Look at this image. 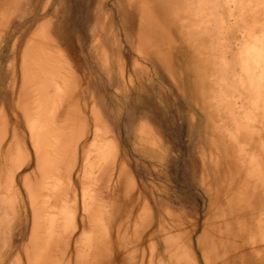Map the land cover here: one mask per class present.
Here are the masks:
<instances>
[{"label": "rangeland", "instance_id": "1", "mask_svg": "<svg viewBox=\"0 0 264 264\" xmlns=\"http://www.w3.org/2000/svg\"><path fill=\"white\" fill-rule=\"evenodd\" d=\"M11 1L0 0V32L4 30L0 33V105L7 67L12 61L14 66L21 61L25 38L38 23L48 21L51 32L54 21L61 18L55 32L68 36L73 47L66 49L62 42L59 46L72 64L80 61L86 75L83 93L79 90L73 98L79 113L70 140L73 153L57 172L56 191L65 182L70 186L71 214L66 218L65 238L59 239L60 249L52 246L54 253L49 257L54 264H86L80 251L84 241L76 239L92 225L85 217L83 202L90 176L85 164L90 160L96 161L92 163L91 190L103 209L107 264H133L134 257L140 263L143 258L144 264H173L163 251L160 229L149 241L153 246L144 242L147 254L135 253L134 187L142 189L144 198L160 196L172 201L173 208L202 217L210 200L198 179L201 176L211 185L215 173L212 164L216 161L223 164L224 179L219 184L221 188L224 184L225 195L231 183L236 186L233 198L237 205L233 215L228 214L233 218L232 228L243 218L254 228L257 242L264 243V202L259 201L264 181V0H199L192 13L199 9L193 19L202 17L200 42L180 36L178 18L173 24L171 18L166 19V0H17L14 5ZM136 4L143 6V12ZM193 33L194 29L191 36ZM93 35L99 38L100 61L92 47ZM195 46L198 52L191 51ZM197 67L200 71L194 69ZM256 69H260L258 74ZM195 72L208 82L202 92L210 94L213 105L199 98L196 101L200 90L192 85ZM247 130L254 134L252 141ZM21 144L23 158L29 159L25 142ZM248 151L252 155L247 156ZM51 179L46 177V187ZM31 186L32 192L19 195L8 210L0 264H30L32 259L38 236L37 229L35 234L33 231L38 225L32 203L37 204L36 211L41 210L47 191H37L33 179ZM56 205L61 206L58 202ZM43 211L39 218L44 217ZM155 211L152 215L148 211L150 227L164 224ZM252 211L254 216L250 218ZM258 226L260 232L256 231ZM247 230L238 225L235 232L246 238ZM200 232L198 227L189 245L195 255ZM150 246L152 252L147 249ZM103 254L105 246L99 244L98 263L93 264H102Z\"/></svg>", "mask_w": 264, "mask_h": 264}, {"label": "bare ground", "instance_id": "2", "mask_svg": "<svg viewBox=\"0 0 264 264\" xmlns=\"http://www.w3.org/2000/svg\"><path fill=\"white\" fill-rule=\"evenodd\" d=\"M198 1L199 0H166L165 6L163 7L164 12H166V19L168 17L171 18L172 24L175 18L179 19L178 26L181 30L180 36L182 38H188V41L189 38L193 41L196 39L199 42L201 39V33L199 32L202 30L200 27L202 17L201 20L195 21L193 15L199 12V9L192 13L195 7L198 6ZM227 1L226 2L229 3L230 0ZM13 3L16 4L17 0H12L11 4L14 5ZM177 3L179 5H176ZM8 6L5 7L8 8ZM177 6H180L181 9ZM136 7L137 10L142 9L143 12V6L141 8L139 4H136ZM9 13H12V11ZM60 22L61 18L54 21L51 32L49 31L48 21L38 23L36 28H34L35 30L25 38L21 61L16 63L18 65L15 66L12 61L7 67L9 70V72L6 73L7 84L0 105V246L3 245L6 238V222L9 217L8 210L15 204L16 200H18L17 198L19 195L32 192L31 180L33 179L35 181L37 191H47L46 201H44V205L40 207L42 208L41 210L36 211L35 207H37V204L30 201L33 205V209H35L33 211L36 214L34 222L38 225L33 229L34 234L37 229L38 236L37 242L34 245V252L30 264H54L49 257V255L52 256L54 253L51 252L52 246H56L58 250L60 249L59 247L61 245L59 244V239L65 238L63 234L67 226L66 218L71 214L69 213L70 204L68 203L70 186L67 185L66 182L63 183L59 190H57L59 192L56 191L55 186L57 178L60 177V174H57L59 167L62 162L69 161L68 156L73 153L70 140L74 128L78 123L76 116L79 115L78 107L73 98L75 92L77 93V91L80 90L83 93L84 85L87 84V82L80 61H76L78 59H75L77 64H72V61L67 59L59 46V43L62 42L61 44H64L66 49H71L73 47L72 41L68 42V36L63 37L64 35L61 36L59 34L60 32H55L56 28L61 26ZM199 27L200 30L198 31ZM193 29V34L195 35L191 36ZM2 31L4 30H1V32ZM207 33L210 35L211 32ZM21 37L22 35L18 36L16 39L14 48L18 45V41ZM93 38H95V41L92 42V47L100 61L102 55L99 50V38L96 36L94 37V35ZM191 49L192 52L199 51L198 46ZM250 57L251 56H249V58ZM257 59H259V57ZM248 61L247 59V62ZM256 62L257 64L259 63L258 61ZM263 65L264 64L261 66ZM200 68H202V66ZM200 68L197 67L194 69L200 71ZM248 68H250V65ZM259 70H257V74ZM239 74L243 75L244 73L241 74L240 72ZM248 74L249 73H247V75ZM247 78L249 77L247 76ZM192 79L194 89L196 90V88H198L200 90V93L196 95V101L199 98L207 102L208 105H213L210 94L204 95L202 92V89H204V86L208 82L200 79V72H195ZM245 84L247 85V83ZM262 96L263 94L261 93L260 97L262 98ZM252 100L254 101V97ZM86 104L89 106V102ZM93 106L96 108V105L93 104ZM197 112L198 111H196V113ZM244 127L246 128L247 125H244ZM247 131L249 132V140L252 141V136H254V134L252 133L251 135L250 130ZM23 141L25 142L26 150L29 152V159L23 158L24 147H22L21 144ZM249 154L250 151H248L246 155L248 156ZM88 158L87 156V161ZM90 161L91 162L88 161L85 164V171L90 176L87 177L88 181L84 188L83 202L84 208L86 209L85 217L90 219L92 225L83 229L77 236L76 242L77 240L79 242L84 241L85 246L83 245L80 251L82 253L81 259H85L86 264H93V262L96 261L98 263L96 251L99 249V244L102 247L105 246V255L103 254L104 259H102V264H107V245L105 244L107 242L105 238L106 233L101 224L103 209L100 201L96 200L95 193L91 190V175L94 174V165H92V163L96 164V161ZM212 165L215 171L212 184L208 185L201 176L198 179V182L208 193L210 200L208 211L202 217H198V215L195 217L193 213L187 212L184 209L173 208L171 206L172 201L168 199V201H166V199L160 196L152 198V196L145 195L144 198L142 189L134 187V207L132 212L136 231L135 234L136 237H138L135 245V253L137 255H140L141 252L145 253L143 251L144 242L152 241L156 237L157 231L160 229V237L164 244L163 251L166 252V255L169 254V260L173 261V264H264V243L260 241L257 242L256 237L253 235L255 231L254 228H252L250 224L247 225L245 220L243 221V218L237 221V224L232 228L231 220L233 218H229L228 214L233 215V207L237 205L233 198L234 188L236 186L231 183V185L228 186L230 191L227 189L228 195H225L224 189L226 188L224 184L223 188H221L219 184V182L224 179L222 176L224 172L222 168L223 164L220 165L218 161H216ZM47 176L52 177V179L48 182L46 187L44 182ZM64 177H66V174ZM128 180L127 183H129ZM214 185H216L215 188ZM262 188L263 192L261 191L262 196H260L259 201L261 200L263 203L264 181ZM57 202L60 203L61 206L58 207V205H56ZM95 204L98 206L97 208ZM43 209L45 210L43 211ZM153 210H157V214L162 218L164 224H158V226L153 224L152 227H150L151 223L148 222H150L151 219L150 221L148 220V217H150L148 213L150 212L152 215ZM40 211L45 212L43 218H39ZM253 216L254 212L252 211L249 217L253 218ZM234 217L237 219L236 215ZM199 218L201 219L200 223L198 222ZM235 222L236 220L233 221L234 224ZM258 222L259 225H262L260 221ZM238 225L244 228L245 226L248 227V230L244 232L246 238L241 232H239L240 235L235 232ZM198 227H200L201 232L196 236V251L198 254L195 255L189 245L192 243L193 234L197 231ZM260 230L261 226H258L256 231L260 232ZM62 241L64 242V240ZM153 243H155V241ZM150 245H152V243H150ZM152 246L147 247V249H150ZM94 253L95 256L93 257ZM152 254L153 257L154 253ZM159 257L162 258L161 256ZM142 260L140 263V261L138 262V259L134 257L133 264L146 263L145 261L143 263Z\"/></svg>", "mask_w": 264, "mask_h": 264}]
</instances>
